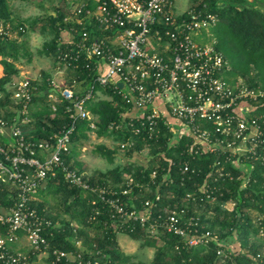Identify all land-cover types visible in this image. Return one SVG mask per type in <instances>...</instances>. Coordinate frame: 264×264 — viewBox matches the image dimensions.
<instances>
[{"label":"built area","instance_id":"built-area-1","mask_svg":"<svg viewBox=\"0 0 264 264\" xmlns=\"http://www.w3.org/2000/svg\"><path fill=\"white\" fill-rule=\"evenodd\" d=\"M95 1V8L84 9L85 2L75 7V17H66L81 27L78 30L81 35L76 38L71 31L74 27L68 30L71 37L67 42L76 50L67 46L68 50L59 54V60L66 62L82 54L94 59V81L109 86L131 105L122 119L109 124L110 130L130 126L135 133L157 141L168 130L169 146L189 137L184 151L192 155L216 152L219 158L223 156L246 172L252 161L264 164V89L242 82L233 85L223 77L228 61L212 33L219 20L216 0L191 3L183 12L176 11L175 0ZM1 29L9 36L17 32L12 31L9 23ZM8 87L11 102L4 108L12 114L0 115V182L15 186L16 200L8 207L0 202V222L7 227L4 234L0 233V264H26L30 250L48 249L44 226L51 225V221L43 218L32 202L47 179L58 171L72 185L97 194L121 226L134 230L132 221H137L142 226L148 225L152 234L162 228L181 236L188 245L218 241V234L203 229L200 214L189 212L187 206L174 203L165 214L160 212L153 218V207L162 199L160 185L155 182L159 164L152 170L151 184L140 183L127 174L117 189L87 180L84 172L68 164L65 153L71 150L77 121H88L91 131L97 128V118L87 106V101L96 94L94 84L77 88L76 84L72 87L53 77L50 88L41 90L36 79L25 76L14 78ZM40 94L47 95L54 111L58 110L57 101L64 102L67 121L37 139L28 134L33 127L34 98ZM133 107L137 108L135 113H131ZM170 116L175 122L170 121ZM44 122L43 131L48 130L46 124L54 126L49 119ZM134 145L132 137L120 142L122 150ZM219 158L212 171L235 177L234 172L224 173ZM181 171L183 179L190 180L198 169L187 161ZM199 186L203 195L187 192L188 201L212 196L214 186L208 183ZM136 187L155 194L141 198L140 207L129 209L128 202L136 198L132 196ZM234 204L227 202L226 206L232 208ZM22 234L28 239L29 249L13 246ZM261 234L264 235V228ZM76 243L82 246L81 240ZM53 254V262L68 256L77 260V264H101L98 258L85 259L81 253L76 255L58 248ZM217 254L230 257L231 250L219 247Z\"/></svg>","mask_w":264,"mask_h":264},{"label":"trees","instance_id":"trees-1","mask_svg":"<svg viewBox=\"0 0 264 264\" xmlns=\"http://www.w3.org/2000/svg\"><path fill=\"white\" fill-rule=\"evenodd\" d=\"M87 3L84 9L95 8V0H77ZM192 5L201 4L204 0H191ZM218 3V4H217ZM219 5L217 12L219 20L212 28L213 35L217 38V47L221 50L224 46L233 54V64L228 62L222 72L223 77L233 85L246 83L253 87L264 89V0H216ZM70 5L56 6V13L47 17L21 18L14 15L8 0H0V115H11L10 109L4 107L10 104L11 90L8 84L19 76L21 68L18 64L32 62L35 52L28 43L29 31L47 32L50 36L42 47L37 49L41 56L54 59L56 65L67 67L66 84L74 87L80 83L88 87L95 85V97L87 101V106L97 118V128L94 130L98 137H110L114 146L101 142L96 146V153L113 162L117 153L122 150L120 142L132 137L135 145L123 150L128 157L126 163L117 164L106 171L85 174L91 182H100L117 189L125 180L127 174H132L137 181L151 184V173L158 166V175L155 182L160 185L159 192L162 199L153 207L154 215L166 213L169 208L177 203L180 207L187 206L189 212L200 214V225L203 229H210L219 236L218 241L210 245H188L184 239L162 228L152 234L147 226L140 222L132 221L134 230L121 226L118 220L112 217L108 206L97 194L76 187L69 183L64 174L58 171L56 176L47 179L46 185L39 189L37 198L32 205L38 213L51 221V225L44 226V233L48 238L49 247L46 250L50 264H77L68 256L53 262L55 248L67 252L81 253L83 258H98L101 264H264V164L252 161L251 169L246 172L233 165L232 161L219 158L216 152L202 151L192 155L184 151L189 137H184L176 145L169 146L168 139L171 133L163 131L159 140H150L135 133L130 126L123 129L110 130L109 124L123 118L124 113L130 108L118 92L109 86H102L94 81L96 74L95 60L87 59L84 54L77 59L66 62L59 60V54L67 49L69 44L68 31L74 27L72 33L76 38L81 35V27L74 20L66 17H75L74 11L69 10ZM12 31H17L18 36L5 34L7 24ZM96 25H94L95 27ZM100 32V31H99ZM98 33V32H97ZM101 34V32L99 33ZM70 40V39H69ZM74 50L76 48L72 47ZM70 51V50H69ZM222 51V50H221ZM224 54V53H223ZM225 58L226 55L224 54ZM227 59V58H226ZM228 61V60H227ZM53 72L42 70L39 79L41 90L50 88V79ZM58 110L54 111L48 101L47 95L40 94L34 98L31 115L34 119L29 136L33 138L46 137L47 132L55 130L60 124L67 121L64 115V102L57 101ZM264 108V107H263ZM49 119L53 127L46 124L48 130L43 131L44 119ZM88 121H77V128L72 135V146L65 159L68 164L84 172L83 163L77 158L79 150L77 142L88 137ZM148 148L151 155L149 163H138L132 157L135 152ZM222 162L223 171L234 172L235 177L220 172H213V163L217 159ZM188 161L191 167L198 169L192 179L184 180L181 167ZM220 165V166H221ZM172 174V175H171ZM171 175L174 181H170ZM237 175H241L238 177ZM184 181V182H183ZM208 183L215 188L210 198L204 200H190L186 198L187 192H196L203 195L200 184ZM156 190L155 184H152ZM154 191L136 187L133 191V201L128 202L129 209L141 206L140 199L146 195L154 197ZM51 197L56 201L51 204ZM16 200L14 185L0 182V202L5 206L12 205ZM227 202H234L232 208L226 206ZM262 216L261 219L258 217ZM119 223V224H118ZM7 227L0 222V233H5ZM125 232L132 238L141 241V246H155V254L151 261H141L135 255L120 249L118 234ZM20 233V232H19ZM81 240L82 247L76 241ZM238 244V247L230 246ZM219 247L226 251L231 250L230 257H221L217 254ZM44 249L38 252H44ZM28 262L32 260L37 251L29 252Z\"/></svg>","mask_w":264,"mask_h":264},{"label":"rangeland","instance_id":"rangeland-1","mask_svg":"<svg viewBox=\"0 0 264 264\" xmlns=\"http://www.w3.org/2000/svg\"><path fill=\"white\" fill-rule=\"evenodd\" d=\"M14 15L21 18H35V17H47L50 14L56 13V6L61 3L62 6L70 5L69 10L73 11L76 6L81 2L77 0H8ZM191 0H175V8L177 12H183L191 5ZM13 37L18 36V32H13ZM50 35L47 32L42 31H29L28 43L30 49L35 52L32 62H24L18 64L21 68L19 76L16 78L21 79L25 76H29L33 79H39L42 70H48L53 72L55 77L60 82H64L67 75V67L56 65L55 61L51 57L41 56L37 53V49L42 47L44 42ZM217 39V38H216ZM222 52L226 55V58L230 65L233 64V54L228 51L227 47L221 48ZM110 137H98L95 131H88V137L82 138L77 142L79 154L77 158L83 163L84 173L89 174L98 171H106L107 169L117 164L123 163V159L116 157L113 162H110L107 158L96 153V146L105 142L110 146L118 142H114ZM148 152V151H147ZM55 199L51 197V204L55 203ZM118 242L120 249L126 253L135 255L137 260L151 261L155 254V246L142 247L141 241L132 238L125 232L118 234ZM82 247V246H80ZM28 249V247L26 248ZM26 264H50L47 256V252H37L34 254L32 260Z\"/></svg>","mask_w":264,"mask_h":264},{"label":"crops","instance_id":"crops-1","mask_svg":"<svg viewBox=\"0 0 264 264\" xmlns=\"http://www.w3.org/2000/svg\"><path fill=\"white\" fill-rule=\"evenodd\" d=\"M70 37H71V34H69V33H67V36H64L65 39H68ZM64 82H66V81H64ZM76 85H77V88H82V87L85 88V86H82L80 83H77ZM158 101L159 100H157V102ZM161 105H163V104H161ZM162 107L164 108V106H162ZM136 111H137V108L133 107L132 110H131V113H135ZM169 118H170V121L175 122L174 118H172L171 116ZM109 139L110 138H108V140ZM147 150H148V148H145L141 152H138V153L135 152L134 155H133V157H132V159L135 160V161H137L138 163H149L152 157H151L150 153L147 152ZM117 157L123 159V163H126V161H128V157H126V153L123 150H120L117 153ZM45 185H46V182H45V184L43 186H45ZM13 246L16 249H21V250H26L27 247L29 249L28 239L26 238V236H24V234H22L20 236V239L18 240V242L14 243ZM233 246L234 247L235 246L238 247V244L231 245L230 246L231 250H233Z\"/></svg>","mask_w":264,"mask_h":264},{"label":"water","instance_id":"water-1","mask_svg":"<svg viewBox=\"0 0 264 264\" xmlns=\"http://www.w3.org/2000/svg\"><path fill=\"white\" fill-rule=\"evenodd\" d=\"M121 86H123V83H121Z\"/></svg>","mask_w":264,"mask_h":264}]
</instances>
